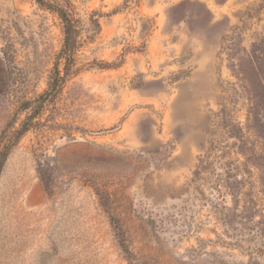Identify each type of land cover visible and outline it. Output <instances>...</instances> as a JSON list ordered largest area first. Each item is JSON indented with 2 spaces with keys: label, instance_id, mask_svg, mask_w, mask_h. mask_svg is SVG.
Returning <instances> with one entry per match:
<instances>
[{
  "label": "rangeland",
  "instance_id": "374dc122",
  "mask_svg": "<svg viewBox=\"0 0 264 264\" xmlns=\"http://www.w3.org/2000/svg\"><path fill=\"white\" fill-rule=\"evenodd\" d=\"M69 1L67 69L0 0V264H264V0Z\"/></svg>",
  "mask_w": 264,
  "mask_h": 264
},
{
  "label": "trees",
  "instance_id": "16d2710c",
  "mask_svg": "<svg viewBox=\"0 0 264 264\" xmlns=\"http://www.w3.org/2000/svg\"><path fill=\"white\" fill-rule=\"evenodd\" d=\"M39 6L55 13L63 26L64 43L61 52L58 55V62L65 63L68 68L73 64V57L78 45L79 21L76 18L73 4L69 0H34ZM58 71V69H57ZM56 82L61 79L59 74L56 76Z\"/></svg>",
  "mask_w": 264,
  "mask_h": 264
}]
</instances>
